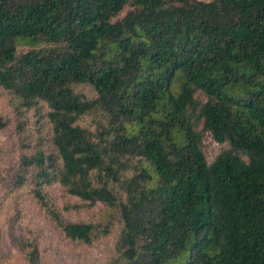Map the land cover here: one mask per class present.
Returning a JSON list of instances; mask_svg holds the SVG:
<instances>
[{
    "label": "trees",
    "instance_id": "1",
    "mask_svg": "<svg viewBox=\"0 0 264 264\" xmlns=\"http://www.w3.org/2000/svg\"><path fill=\"white\" fill-rule=\"evenodd\" d=\"M0 88L47 118L19 165L65 238L118 224L110 264H264V0H0ZM189 111L228 145L210 164Z\"/></svg>",
    "mask_w": 264,
    "mask_h": 264
},
{
    "label": "rangeland",
    "instance_id": "2",
    "mask_svg": "<svg viewBox=\"0 0 264 264\" xmlns=\"http://www.w3.org/2000/svg\"><path fill=\"white\" fill-rule=\"evenodd\" d=\"M17 49L18 53L29 50L26 46ZM76 91L90 99L95 96L87 85L78 86ZM194 99L201 104L206 101L200 91L196 92ZM189 116L196 132L202 135L203 154L210 164L228 149V145L216 143L210 133L203 132L201 122H197L198 112L189 111ZM0 118L7 124L0 129V264H26L22 249V243L26 242L37 248L39 264H110L115 255L118 224L112 227L109 235L90 245L68 240L33 198L30 177L20 170L19 161L23 153L39 144H47L45 139L49 137V124L43 112L30 110L23 117L17 118L9 94L0 88ZM97 120L94 115H87L78 124L94 130ZM20 178L24 181L23 185L18 183ZM53 192L56 197L65 198L56 189ZM71 201L75 202L74 199ZM105 212V207L95 205L78 209L64 218L68 221L98 224Z\"/></svg>",
    "mask_w": 264,
    "mask_h": 264
}]
</instances>
